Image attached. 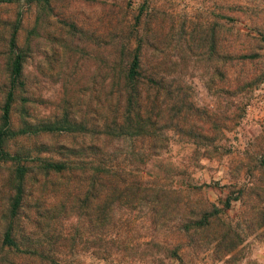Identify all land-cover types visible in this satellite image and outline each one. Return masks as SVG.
Masks as SVG:
<instances>
[{"label":"rangeland","instance_id":"1","mask_svg":"<svg viewBox=\"0 0 264 264\" xmlns=\"http://www.w3.org/2000/svg\"><path fill=\"white\" fill-rule=\"evenodd\" d=\"M20 13L17 43L27 53L24 74L37 99L36 119L53 115L63 101L80 117L108 116L103 93L137 53L142 73L154 76L162 94L158 101L171 109L162 111L150 142L116 135L99 142L126 174L151 176L175 190L184 212L154 228L144 212L123 206L116 217L123 243L111 251L139 246L128 248L126 259L98 258L75 191L61 176L46 177L39 161L102 131L89 121L78 133L20 135L7 146L20 160L0 164V264H42L27 253L37 242L56 250L58 264H264V0L0 7V91L8 83L5 33ZM12 120L20 121L17 111ZM143 150L150 158L142 160ZM19 166L27 169L22 183ZM208 204L218 210L208 226L179 227L190 210ZM10 225L12 248L2 245Z\"/></svg>","mask_w":264,"mask_h":264},{"label":"trees","instance_id":"2","mask_svg":"<svg viewBox=\"0 0 264 264\" xmlns=\"http://www.w3.org/2000/svg\"><path fill=\"white\" fill-rule=\"evenodd\" d=\"M55 0H0V7L17 6L19 9L31 7H49ZM144 5V4H143ZM22 13L12 22L11 31L5 33L8 38L7 47V75L8 83L1 89L2 101L0 103V164L6 162H18V152L11 154L7 150L8 142L22 135H39L43 133L72 134L84 131L88 122H92V129L102 131L95 134L94 139L88 143H80L74 147L61 146L58 153L41 159L40 170L46 177L61 176L66 181V186L75 191V206L82 212V217L92 233V241L96 246L95 253L98 258L108 259L112 256L126 259L128 250H134L139 243L122 245L120 235V220L117 219L123 206L138 209L144 212L151 221V226L156 228L159 223H168L170 218L182 216L184 206L178 199V193L170 186L160 185L155 178L147 176L137 178L131 172L126 174L115 165L111 155L106 154L101 140L106 136H118L132 138L137 136L143 143L152 138V128L161 124L159 119L162 111L171 109L166 101L159 102L162 96L155 86L154 76L142 73L137 53L124 72L114 75L116 82L109 90H94L100 96L103 93L108 101V116L99 115L97 112L92 117H80L75 113L78 109L70 101H63L57 107L56 112L48 117L36 119L33 114V105L37 101L32 85L24 74L26 51L17 43V34L21 24ZM158 86V85H157ZM164 89V97L170 100L171 96H165L169 91ZM87 108V107H86ZM17 111L20 121L12 120L13 113ZM99 136L103 138H99ZM154 142V140H153ZM153 142H151L153 144ZM104 143V141H102ZM155 143V142H154ZM152 144H150L152 146ZM93 152V154L91 153ZM142 160L150 158L146 150L139 153ZM27 169L19 166L15 170L19 182H23ZM131 177V178H130ZM67 188V187H65ZM22 190V184L17 186V192ZM18 196L14 199L12 214L16 216ZM78 204V205H77ZM125 207V208H126ZM183 208V209H182ZM190 215L180 222L179 227L187 230L188 227L201 228L217 218L218 210L214 205L201 206L190 210ZM173 215V216H172ZM116 218V220H115ZM13 228L10 225L4 233L2 245L16 247L17 242L13 238ZM191 240V237H189ZM120 243V244H119ZM130 243V242H129ZM48 246V245H47ZM28 250V254L39 259L42 264H58L55 260L56 250L44 247V243L34 245ZM104 247V248H101ZM127 247V248H126ZM130 248V249H128ZM127 249V250H126ZM104 256V258H103ZM114 258V257H113Z\"/></svg>","mask_w":264,"mask_h":264}]
</instances>
